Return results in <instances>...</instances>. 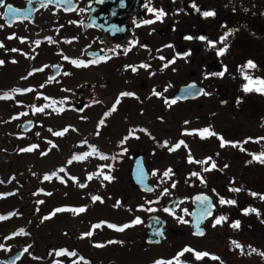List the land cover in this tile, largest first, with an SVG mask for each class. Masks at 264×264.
<instances>
[{
  "label": "flooded vegetation",
  "instance_id": "flooded-vegetation-1",
  "mask_svg": "<svg viewBox=\"0 0 264 264\" xmlns=\"http://www.w3.org/2000/svg\"><path fill=\"white\" fill-rule=\"evenodd\" d=\"M73 1L76 5L69 11H64L62 7L45 6L33 14L31 22L16 21L10 27L11 51L13 49L16 51L17 47L24 50L27 42L21 39L20 35L25 34V28L30 27L28 24L34 26L35 34L39 37L40 34H45L46 27L50 26L55 32L56 59L59 57L60 60L64 52L63 47L69 43L79 44L81 49L96 51L98 57L90 58L87 67L97 72L103 68L102 76L107 75V70L111 67H116L124 76H146L150 80L158 76H167L168 79L170 77L173 88L168 93H166L168 90L151 89L145 91L144 97L141 98L130 91L129 87L121 89L134 93L133 96L121 98L119 103L122 119L125 121L128 117L125 123L131 127H139L133 121L140 114L141 108L146 109L148 106H141L142 102L152 98H159L161 109L175 108L176 104H187V110L200 109L204 104L198 102L205 94L198 99L178 102L173 99L176 86L190 81H197L204 86L209 74L205 72L206 67L198 66L196 55L201 51L209 52L222 48L226 43L225 33H236L238 28L243 31L249 30L253 26L256 2V0H107L102 5L95 0ZM7 2L14 7L24 5L22 0H5L4 5ZM193 4L199 8V12L192 7ZM4 5L0 7L1 10H4ZM149 7L156 11L149 12ZM204 11H212L214 15L205 17L202 15ZM159 12H163L164 15L157 19ZM144 20L154 22L144 24L142 23ZM244 24L246 27H243ZM201 35L207 40L214 41L215 45L209 46L207 40H200ZM187 36L193 39H186ZM220 37H224V40L221 41ZM42 51H45V48L40 51L41 55L45 56ZM177 52L181 55L190 54L176 58ZM25 54L27 58L31 55L30 45L26 48ZM76 57H82L80 51ZM217 64L216 60H209L208 67L217 68ZM133 67L136 71L132 70ZM62 68L61 66V71ZM139 70L144 72L138 73ZM156 70L160 73L154 76ZM178 76H184V79L177 84ZM130 85L138 87L136 78ZM88 86L87 84L86 87ZM144 86L143 82L139 90ZM86 87L75 89L66 100L63 98L66 106L75 108L82 105L81 109L84 110L97 105L92 93L84 94ZM65 90L70 91L68 88ZM206 91L205 88L204 93ZM4 93L9 94L8 104L1 105L4 101L0 98V109H7L9 113L0 117V216L5 217L0 220V245H3L0 247V264H126V254L132 260L136 250L143 252L144 245L141 243L142 235L138 224L131 225L132 220L129 221L130 226H134L130 229L136 228L137 232L133 235V241L131 235L127 236L129 239L126 241L127 229L118 230L120 226L127 224L125 215L117 217L118 222L110 216L112 203L118 201L117 195L122 188V185L119 184L117 187L114 182L120 180L121 176L124 177L126 172L122 170L111 172L91 167L51 170V173H56L53 193L50 184L44 186L47 184L44 182V176L50 171L31 167V161L36 165L35 161L41 160L44 153L20 150L21 140L24 141L28 133L35 138L36 134L42 135L43 130L35 132L32 125L30 130L22 132L20 122L10 118V113L22 110L16 104L15 92L10 86V90L0 91V96ZM155 93H159V97ZM112 94L113 97L116 96L115 91H112ZM110 127L111 124H105L103 129ZM102 133L105 134L104 131ZM157 150L161 151L158 148ZM147 155L144 154V161ZM166 171L165 169L157 173V170H154L153 173L163 176ZM105 176L109 179H105ZM158 184L159 182L155 183ZM169 194L173 192L170 191ZM93 196L101 199L94 201ZM164 196L165 194L158 195L157 200L152 202V206L156 202L152 208L158 215L163 214L165 203L161 204L160 199ZM37 197L39 202H36ZM55 197L58 198L54 199ZM167 197L169 198L168 195ZM188 206H190L188 201L184 200L179 203L174 213L163 214L167 236L154 248L162 246L167 241L165 246L168 245V249L176 244L174 240L178 237H188L183 229L171 226L175 219L177 220L175 225H179L184 215L190 211L187 209ZM81 207L85 209L83 212L73 211ZM57 208L62 211L55 212ZM90 209L93 214L88 218ZM123 213L125 214V211ZM108 224H115L118 227L110 228ZM94 225L99 226L93 227ZM42 229H45V232H40ZM88 232L92 234L83 235ZM130 241L131 254L125 252V243ZM61 249L66 252L57 255ZM110 252L114 258L122 252L125 256L120 258L118 263V259L110 257ZM179 253L183 256L179 264L184 262L187 264L190 256L185 255L184 249H180ZM175 257L174 254L169 255L165 262L172 261V264H175Z\"/></svg>",
  "mask_w": 264,
  "mask_h": 264
},
{
  "label": "rangeland",
  "instance_id": "rangeland-1",
  "mask_svg": "<svg viewBox=\"0 0 264 264\" xmlns=\"http://www.w3.org/2000/svg\"><path fill=\"white\" fill-rule=\"evenodd\" d=\"M243 27H246L245 24ZM48 28H50V26L46 27V29ZM244 33L246 34V36H240V33H237L238 36L236 45L233 47L234 41L233 44H229L226 51L224 52L223 57L219 58V60L215 57V49H212L209 52L201 51L198 55H196L198 66L206 67V72L211 74L210 78L207 79L204 83L208 95L202 97V99L199 101L201 102V104H204L201 107L202 110L201 108L195 109L189 114H187V111L181 109H176L171 112L168 109H161L162 104L159 102L160 100L152 98V100L142 102L141 106H148L146 107V109L141 108L140 114H138L137 118H135V121H133V123L145 126L148 131L146 133L140 134V143L132 144L131 148H129L128 154L132 155L134 151L140 149L147 150V152L145 153L148 154L146 157V162L149 168H156L158 170H162L165 167H172L176 170V168L182 167L183 172L182 170L177 171L181 173L182 176H184L186 172H190L189 176H191L192 173H197V176H199L200 178L205 174L207 177H210L213 174V172H211L213 167H208V165H212L210 161L206 164L197 163L198 161H201L200 159L202 158V156L206 154L209 156H215L217 158L215 159V164H219L223 175L224 173L227 176H235L239 174V171L237 169L234 172L228 170V168L225 167L226 163L222 162L224 160L228 162L230 158L238 157L236 153L227 150V158L225 159L222 151L216 148L218 144L213 138L204 140L202 137H199V140L196 141V138H192V136L191 139L190 137L181 135L180 130L191 129L192 127H196L194 124H191L192 121H195L200 117H202V119L207 118L206 120L214 122L213 127H216V131L221 133L222 136L226 137V140L234 141L240 140V138H242V136L247 133L246 131L249 126L251 128L250 132L254 131L255 122H261L262 124H264V91L257 90L264 88V84L258 82L264 81V33H258V35H250L247 32ZM256 46H259L260 48L255 51H250L252 52V54H250L248 52V48H255ZM77 47L80 51L81 45H69L67 47H64L66 50L65 52L70 53L67 56L71 57V53L75 54ZM42 52L45 53V56H43L44 58L39 60H33L31 62L23 59L21 56H18V58L20 59L17 65L18 68L13 71H11L10 69V61L6 64L3 63V66H0V90L8 89L11 85H16L17 87H34V90L24 92V94L28 95L24 98L31 100L33 110L29 113H15V115H21L22 118L28 117L30 115L34 116V120L39 122L40 126H44L47 131V135L45 137L46 141L52 143L49 148L47 158L43 161V163L36 161V165H31L32 168H47L46 170H51L52 168L58 167L60 165V161L66 163L65 156L69 155L72 152L69 151L75 141H81L84 139L86 141L89 140L90 142H92V144L97 145L99 149L104 148V151L106 152L111 151L113 149H117L118 139L121 138L125 129L129 126V124H127V126L124 128V122L123 120H120L119 115H115L112 118L111 127L109 129L106 128L107 130L104 129L105 134L102 133V129L99 131L98 137H94L93 133L96 130V127L94 126H96V118L98 117L99 111L111 101V91L120 89L121 87L119 88V86H123L124 88L129 87L130 91H133L141 98L144 97L145 91H151V89L168 90L166 92L168 93L173 88V84L170 81V77L168 79L167 76H158V78L154 77L152 78V80H150L149 78H146V76H132V79L131 76H124L122 72L119 73V69L116 67H111L110 69H108L107 75L103 76V68L98 72L95 70L81 69L79 70L80 75H78L79 72H77V76H73L74 70L72 65L65 63L63 65L62 75L60 76V78H58V80L53 83H47L45 79L46 76H38V74L34 76H29V79L23 82L22 76H16V74H14L17 72L20 75H23L29 69L37 67L38 65L43 63L46 64V72H50L48 65L53 62V60H57V56L54 54V51H52L48 47L45 48V51ZM18 53L25 57L23 53L19 51ZM214 59L219 62L218 69L223 67L226 70V73L224 74L222 79H218V75H212V73H217L215 72L216 69L214 67H208L209 60ZM249 60L253 61L254 67L243 68V66ZM16 62L17 60H14V63ZM69 72H71L72 74L69 75ZM140 72L144 71L139 70L138 73ZM159 73L160 71L156 70L154 76ZM245 74H249L247 79L249 82H252L254 86H258H256L257 95H247L253 98L257 96L254 99L253 105L249 104L250 100L246 102L249 105L245 106L244 102L239 101V103H237V99H235L236 97L238 98L241 94L240 88L243 84V80L241 79V77L246 81ZM230 76H233V78L228 79ZM196 77L199 78L200 76ZM17 78L20 80L19 82ZM135 78L137 80V88H134L130 85V82L133 81ZM177 79V84L181 83L182 79H184V76H178ZM143 82L145 83V86L141 88L142 90H139V87ZM232 82H234V84H232ZM87 84L89 85L88 87H86ZM61 87H67L70 90L82 89L83 87H86L87 89L84 91V94L87 95L88 93H92L93 99H99L101 104L99 107L91 109L90 111L81 114H76L75 112L69 111L68 106L64 104H59L57 106L53 105L55 107L64 106L66 108V110L64 111L55 110V107L50 109V104L53 101H60V98L62 96L67 97L68 94L63 93L61 91ZM221 92L223 94H221ZM42 94L45 95V98ZM232 96L233 99L231 98ZM222 97L225 98L227 101L225 106H222L220 104V100ZM231 101L233 104V112H235L236 115L230 112ZM240 103L244 107L243 109ZM211 109L218 111L223 110L222 116H215L214 114H212L211 116L213 117L210 116L208 118L207 114H209L208 111H210ZM58 111L62 112V115H59ZM120 111L121 110L118 107L117 112ZM253 111L258 112L257 120L256 117L253 118V114L252 116L248 114L249 112L252 113ZM1 113H6L5 109H0V117L2 115ZM187 115H190V120L188 119L187 124L184 125L182 121L187 120ZM204 116H206V118H204ZM68 126H73L74 129H70L68 128ZM242 127H244V129L239 130ZM260 128L261 131H264V125ZM65 129H67V131H64ZM56 131L63 133V135H54L53 133H56ZM149 134H152L154 136V140H149L150 144H146V142H148ZM161 139H166L169 142H176L179 139H185L187 147L184 149L182 148V150L179 152L177 151L176 154L168 155L164 149H162V151H157L156 146H154V141H158ZM190 153L193 157L196 158L193 159L192 157V162L193 164H195V166H192V163L189 161L185 162L184 159L181 161V156H185V154L188 156V154ZM92 158L94 159L92 160V163L95 165V167H97L96 169L102 168L103 165L106 164V161L98 159V157L95 155H92ZM125 159L127 160V158H124L123 163L119 164L116 167V170L125 171L126 175L124 177L121 176L120 180L114 182L117 184V187H119V184L122 185V188L120 187L121 189L119 190L117 197L120 198L119 201L123 202L122 204L125 205L124 209H119L118 207L115 209L111 208V217L117 222L119 219H117L118 215H125V220H128L133 217L135 214L134 207L140 203H143L144 198H146L145 196L140 195L129 183V179L127 177V170L129 168L130 159H128L127 161ZM237 164L238 163L234 162V165L237 166ZM69 168L73 167L70 166ZM79 173L81 174L82 172ZM259 173V171L254 172L250 170V175H256L258 177ZM176 178L178 180L180 179L179 174L176 175ZM212 179L215 180V175L212 176ZM48 185L49 183L45 184L44 186L47 187ZM49 186L51 191L54 193L55 184L51 183ZM183 190L184 189L178 191ZM205 190L206 189L202 187L195 186L188 191L191 195L195 192H208ZM227 193L230 194L229 188H227ZM151 197H153V195H151ZM151 197L148 196L149 200L151 201L156 199V196L153 198ZM57 198L58 197H55L54 199ZM36 202H39L38 197L36 198ZM43 203L44 202H41V204ZM113 204L114 203H112V205ZM30 205L31 204L29 203V207ZM144 205H146V203H144ZM123 210H125V214L122 213ZM113 213L115 214L113 215ZM92 214V209H90V212L88 213L87 217H91ZM137 216L140 218V220L143 221L145 213L139 212L137 213ZM140 230L139 232L142 235L143 230ZM40 232H45V229L40 230ZM126 232V241L129 239L127 238L128 235L132 236L133 241V235L135 232H137V229L134 228L131 231L128 230ZM180 239L181 241H179ZM182 240H184V238L182 237H179V239L174 240V242L176 241V244H173L172 247L169 246L170 248H168V253L171 252L170 254H161L165 252V249H167L163 246V248H161L160 252L158 253L159 257L175 254L177 250H179L180 247L183 246ZM132 241H130L129 243H125V252L128 251L129 254H131V249L129 248V246ZM137 242L140 243V241L138 240ZM203 245H206L204 246V248H209L210 252L211 250H213V245L210 243L209 240L207 241L205 239H199L197 247L203 249ZM210 246L212 247L210 248ZM119 254L120 255H117L116 258H114L110 252V257L112 259H118V263H120L119 259L124 258L123 256H125V254L124 252ZM143 254L145 253L136 250L132 260L130 259L129 255L126 254V264H145L147 262H150L154 258V255L150 257L149 254ZM155 258H157V256H155Z\"/></svg>",
  "mask_w": 264,
  "mask_h": 264
},
{
  "label": "trees",
  "instance_id": "trees-1",
  "mask_svg": "<svg viewBox=\"0 0 264 264\" xmlns=\"http://www.w3.org/2000/svg\"><path fill=\"white\" fill-rule=\"evenodd\" d=\"M258 33H264V16H256L255 18L254 30L252 31V34L258 35ZM258 48L260 47L256 46L255 48H248V52L252 54V52L250 51H255ZM255 97L253 98V101ZM254 117L258 119L257 111L254 112ZM244 158L245 157H236V159L230 161V163L227 165L228 170L234 172L237 169L239 171V174L235 176L230 175V178L225 176L224 180L222 181V188L224 190H227L226 184H233L232 188L238 189V191L232 190V193L234 194L233 201H239L238 207L248 209V212H252V209H255V214L262 218V220L264 221V199L261 198L262 196H264V165H253L249 162H246ZM234 162L238 163L237 166H234ZM250 170L254 172L259 171V176L257 177L256 175H250ZM230 179H233L231 183ZM252 193H256L257 195L254 196L252 195ZM236 206H233L232 208H236L238 210V207ZM238 215L241 214L238 213ZM254 222L255 224L253 228L247 226L246 224H241L237 238L241 240V243H249L250 250H254V264H264V258L261 259L257 256L258 253H262L264 255V224H259L258 221ZM243 228L246 230L245 233H248L246 238L242 235L244 231ZM256 257H258L259 260H256ZM245 264H249V262H246Z\"/></svg>",
  "mask_w": 264,
  "mask_h": 264
},
{
  "label": "snow or ice",
  "instance_id": "snow-or-ice-1",
  "mask_svg": "<svg viewBox=\"0 0 264 264\" xmlns=\"http://www.w3.org/2000/svg\"><path fill=\"white\" fill-rule=\"evenodd\" d=\"M41 2L43 3V0H41ZM48 2L49 3H51V2H53V0H48ZM61 2H63V0H61ZM4 3H5V0H0V5H4ZM29 3H31V0H29ZM192 7L193 8H196V10L199 12L200 10H199V8H197V6L195 5V4H193L192 5ZM5 14H6V16H8L9 18H11V17H14L20 10H18V9H15V8H13V6L11 5V4H7V5H5ZM148 11L149 12H154V11H156V10H154V9H152V8H148ZM164 15V13L163 12H159L158 13V15H157V19H159L160 17H162ZM202 15L203 16H205V17H207V16H212V15H214V12H212V11H204L203 13H202ZM154 21H151V20H144L142 23H144V24H149V23H153ZM228 35V33H225V36H227ZM186 39H193V37H191V36H187V37H185ZM199 39L200 40H207V38L205 37V36H203V35H201L200 37H199ZM220 40L221 41H223L224 40V37H220ZM37 43H39V42H37ZM207 43H208V45L209 46H214L215 45V42L214 41H211V40H207ZM0 46H2V45H0ZM227 47H228V45L225 43L224 44V46L222 47V48H220L218 51H217V55L219 56V55H221V54H223L224 52H225V50L227 49ZM13 51H15V49H13ZM125 51H127V49H125ZM188 54H190V53H184V54H182V55H188ZM178 55H181V54H178ZM161 59H164V57H161ZM171 62H173V61H169V63H171ZM2 63H4L3 61H0V64H2ZM73 63H76V61H73ZM144 67H147V65H144ZM252 67H254V64H253V61H251V60H249V61H247V63L243 66V68H252ZM132 70L133 71H136V68L135 67H133L132 68ZM224 73L223 72H217V73H212V75H219V76H222ZM245 79H248V77L247 76H245ZM259 83H261V84H264V81H258ZM189 87H194V85H190ZM243 90L245 91V92H247V91H249L250 90V88H249V85L248 84H244L243 86ZM258 91H264V88H262V89H257ZM13 91L14 92H20V91H29V89H23V90H21V89H13ZM201 92H203V90H201ZM156 95H160L159 93H155ZM205 95H207V93L205 92L204 93ZM134 95V93H131V92H122V93H120V96H133ZM9 97V94L8 93H4L3 94V96H0V98H8ZM174 102V101H173ZM117 103H119V99H117ZM237 103H239V98H237ZM115 108H116V104H113V106H112V109H110V111H112V110H115ZM109 113L108 112H105V116H107ZM101 123H103V121H101ZM185 123H187V122H185ZM51 131V130H50ZM64 131H67V129H65ZM201 131V134H202V136L203 135H216L214 132H210V130L208 129V128H204V129H202V130H200ZM54 135H62L63 133H61V132H56V133H53ZM129 135H131V133H129ZM125 139H127V137H125ZM121 143H124V141L122 140L121 141ZM184 142L183 141H180L175 147H179L180 146V144H183ZM225 143H228L227 141H224L223 140V138L221 137V146L223 147L224 146V144ZM37 146L36 145H32L30 148H28V149H21V151H31L33 148H36ZM172 149H169V151H171ZM43 154V153H42ZM254 159H259V157H256L255 155H254V157H253ZM73 159H77V157H73ZM189 162H192V157L191 156H189ZM210 159V158H209ZM260 162L261 163H264V159H261L260 160ZM197 163H204V161H198ZM216 165L213 163L212 165H211V167H215ZM225 167H227V165H225ZM61 171H63V169H61ZM52 176H55L56 175V173L55 172H53L52 174H51ZM164 175L165 176H167L168 175V172L166 171L165 173H164ZM192 175H197V173H192ZM50 177L48 176V175H45L44 176V179L45 180H48ZM89 178H91V177H89ZM105 179H109V177H107V176H105L104 177ZM81 187H83V185H81ZM231 190H233V191H238V189H231ZM165 191H167L166 189H165ZM252 195H257L256 193H252ZM262 199H264V196H262L261 197ZM92 199L95 201V200H100L101 198L100 197H98V196H93L92 197ZM198 199H202L203 200V202L204 203H206L207 205H209L210 206V201L208 200V198L207 197H203V198H200V197H198ZM117 203H119V201L117 202ZM220 203L221 204H224L225 203V200L223 199V198H221L220 199ZM227 203H229V204H233V203H235V201H231V200H229V201H227ZM85 209L84 208H77V209H73V211H75V212H83ZM60 211H62V209H60V208H57V209H55V212H60ZM164 211H169V209H164ZM245 213H247L249 210L248 209H244L243 210ZM252 211H256L255 209H252ZM204 214H206V215H211V212H210V210H209V208H206L205 209V213ZM9 215H11V214H9ZM3 219H5V217H3V216H0V220H3ZM182 219V218H181ZM224 218L223 217H217L216 219H215V221H214V223H213V226L215 227L216 226V224H219V223H221V221L223 220ZM137 223H140V218L139 217H137V218H135V219H133L132 221H130V224L131 225H135V224H137ZM185 223H187V221H185ZM130 224H124V225H122V226H120L119 227V229L118 230H123L124 228H127V227H129L130 226ZM238 225H239V221H234L233 222V224H232V226L233 227H238ZM99 225H94L93 227H98ZM108 227H110V228H117L118 226L117 225H115V224H108ZM21 231H23V230H21ZM92 233L91 232H88V233H85V234H83V235H91ZM202 234V233H201ZM0 247H3V245H0ZM25 251H27V249H25ZM184 251H190V249H185ZM66 252V250H64V249H61V250H59L58 252H57V255H60V254H62V253H65ZM70 255H74V253H70ZM177 255V257H179V256H181L182 255V253H177L176 254ZM208 255V253H204V252H196L195 253V256H196V258L197 259H199V258H201V257H204V256H207ZM214 259H216L215 257H213ZM81 259H83V257H81ZM155 264H172V261H167V262H164V261H161V260H157V261H155ZM177 264H179V261H177Z\"/></svg>",
  "mask_w": 264,
  "mask_h": 264
},
{
  "label": "water",
  "instance_id": "water-1",
  "mask_svg": "<svg viewBox=\"0 0 264 264\" xmlns=\"http://www.w3.org/2000/svg\"><path fill=\"white\" fill-rule=\"evenodd\" d=\"M31 1H34L36 3V5L38 3H40V4L49 3L48 0H43V3L41 2V0H31ZM100 1H102V2H100ZM97 2L104 4L105 0H98ZM51 3L55 4V5H59V3L60 4L66 3V0H63V2H61V0H53V2H51ZM18 15L27 16L28 14L26 12H20L19 11L15 16H18ZM4 17L6 19H9V17L6 16V14H4ZM100 27L102 28V26H100ZM189 86L181 87L179 89V91L176 93V96L180 97V98H185L188 95H190V93L195 90V88H194L195 86L194 87H189ZM136 171H137L138 179H135V181L138 184V186L141 189L146 190V191L151 190V187L147 184V176L144 175L142 167L138 165V168L136 167ZM198 197H200V198L207 197L208 200L211 202L210 196H208L206 194H195L192 196L193 209H192V213H191V218H192V226H193V232L194 233H197V232L201 233L202 232V228L200 229V226H202V223L204 222V220L209 216V215L204 214L205 209L209 208V210H211V207H212L211 203L209 206L206 203H204L202 199H198ZM172 206H173V203L168 205V209L172 210L173 209ZM146 227L148 228L147 241L150 243H159L161 241V239L164 237V221L162 219L156 217V216L150 215L147 217Z\"/></svg>",
  "mask_w": 264,
  "mask_h": 264
}]
</instances>
